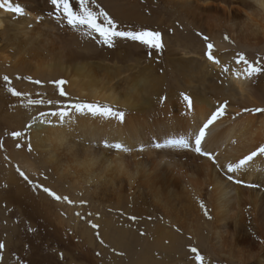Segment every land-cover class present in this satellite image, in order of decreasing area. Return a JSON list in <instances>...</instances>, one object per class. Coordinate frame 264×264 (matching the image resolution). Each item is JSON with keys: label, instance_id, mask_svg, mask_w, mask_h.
<instances>
[{"label": "bare ground", "instance_id": "1", "mask_svg": "<svg viewBox=\"0 0 264 264\" xmlns=\"http://www.w3.org/2000/svg\"><path fill=\"white\" fill-rule=\"evenodd\" d=\"M37 1L40 2V0ZM118 1L120 2V0ZM210 1L214 4L210 5ZM11 2L14 5L18 3L24 9V14L18 15L7 11L6 8L0 9V37L13 27H8L6 32L1 29L2 24L6 25L9 22H3L8 16L17 20L18 26L13 27L15 30L19 29L23 32L22 35L25 36L26 33L28 35V29H32V26L38 23L42 16L33 11L35 10L34 5L19 0ZM42 2L44 1L42 0ZM125 2L127 4V1ZM167 3L177 6L179 12L189 23L198 25L196 27H199L201 33L208 37V42L214 45L213 52L220 61L219 64L207 59L206 46L189 42V44L178 43L176 48H180L183 55L178 58L173 56L176 59L175 69L178 71V78L173 79L174 83L168 84L165 81L164 73H158L152 67H149L148 71H144L146 68H143V70L137 71V74L131 75L132 71L134 72L131 66L130 74L127 72L128 75L120 78L119 82L115 84V79L121 72L123 73L124 67L114 69L110 63L111 68L103 69L105 73L102 76L95 75L93 65L85 62L86 60L77 59V40L73 39L69 44H64L65 47H57L54 44L57 49L48 51V53L46 46L49 43L44 41L43 43L46 44L44 48H46L42 51H46L47 56L41 53L39 56L36 53L34 57L28 53L26 57H29L30 61L38 57L34 60L35 62L28 61L30 64L22 61L26 58L22 57L23 55L16 57L18 61L19 58H23L17 63H14L17 59L13 60V57L10 56L12 59L10 62H14L6 64L7 61L4 60L6 55L2 57V49V51L0 50V55L2 54L0 65L2 61H5L2 66L8 72L24 70L45 85H49L53 80L57 81L59 78H63L65 88L69 93L74 86L79 98L82 96L85 102L80 104L100 105L101 107H111L113 111L124 112V119L120 121L113 117L94 115L87 110L81 112L76 111L74 107L69 109L64 107L66 109H61L68 110L69 114L63 119L58 115L51 114L61 111V109H56L50 114H43L38 120H35L36 122L32 123V121L30 126L31 138L39 139L40 142V139L45 138L50 144V151L54 149L53 146L55 147L56 143L58 148L55 147V149L60 151L59 157L68 156L73 166L82 170L81 181H72L71 186L74 190H78L80 201L90 196L94 201L99 202V209L98 205L96 207L100 212L97 213V218L92 221H89L88 218L85 224L98 225L100 235L107 243L122 248L121 241L129 240L131 235V242L133 240V243L141 244V253L146 254L151 253L154 248L166 251L179 250L182 243L190 238L192 241L197 239L207 249L209 248L215 257L222 258L231 264H257L247 261L246 257H254L255 252L240 248V244H248L240 236L247 229L251 230L254 235H259L260 231L264 230V156L254 158L249 167L232 173L231 175L235 177L234 180L228 179L230 174L227 173L226 167L228 163H235L245 155L256 151L260 146H264V112L255 111L264 109V103L260 102L256 95L257 90L260 89V94L264 97V68L260 67L262 70L251 76L244 75L246 65L236 62L238 56L233 52L234 49H228L227 45L231 42L236 46H249L264 41V0H241L242 11H234L235 9L227 5L230 3L229 0H171ZM121 5H123L122 1ZM47 8L49 7H46V10ZM48 13L49 11H47V16H49ZM50 17L52 19L51 15ZM13 22L14 20L9 23ZM47 24L44 26L48 27ZM39 25L43 26V24ZM60 25L59 29L55 30L63 32V25L61 27ZM50 26L56 28L52 23ZM60 28L62 29L60 30ZM38 29L33 28L32 30L37 31ZM51 29V33L54 32L53 28ZM47 31L50 32V30ZM81 31L75 32L77 34ZM39 32L42 33V29ZM67 33L72 34L73 32ZM35 34L37 36L39 33ZM42 34H44V40L49 42L53 40L52 37V40L49 39L48 32L46 36V33ZM176 34L178 35V33ZM2 38L0 42L5 40ZM8 39L7 42L10 41ZM24 39L26 40V38ZM32 40L29 41L33 43ZM36 40L35 43L38 44L41 39L37 42ZM30 42L28 44L31 45ZM51 43L53 44V42ZM51 43L50 45H52ZM5 44L9 46L11 43L8 42V45L5 42ZM24 46L27 44L24 43ZM50 47L49 49H51ZM172 48L174 49V47ZM28 49L29 52L30 48ZM31 49L33 50V48ZM38 50L41 52V49L38 48ZM173 52L175 51L173 50ZM178 52L177 54H179ZM16 53L19 52L16 51ZM190 53L201 59L184 57V54L189 56ZM192 57L195 58V56ZM169 65L171 66V64ZM2 66L0 67L4 68ZM224 68H227L228 71H224ZM125 69L127 70V67ZM237 73H241V75H237ZM171 77H173L172 73ZM69 93L70 96L71 93ZM185 95L191 98V107L185 101ZM225 101L227 102L225 114L209 127L208 135L203 143L205 150L215 154L216 164L207 156L198 154L192 149L178 148V152H183V154L188 150L194 152L187 161L186 158H182L185 161H181L180 156V161H173L175 158L172 157L171 160L169 156L172 154L166 156L169 158H164L162 153L157 151L161 148H157L155 145H161L163 141L170 138H179L180 136L192 138L211 113ZM246 109L248 111H245ZM156 129L157 137L153 147L150 145L151 147L147 148L146 144L149 143L143 144L146 148L137 146V148H141L140 150H135V145L134 147L128 146L138 139L141 140L146 135H150ZM106 142L109 145L122 143L128 148L131 147V150L125 152L116 150L114 147H106ZM41 145L39 146L41 147ZM165 149L163 151L168 150ZM18 150L16 151L24 149ZM163 154L165 156V153ZM236 179L242 182L236 183ZM124 207L127 208L124 209ZM114 209H123L125 212L131 210L134 214L138 212L143 215L148 212V215H152L156 219L152 223L150 222V225H145L140 234L131 229L127 223L115 220L114 216L110 217L107 214ZM205 211H207V215H205ZM70 216L71 214H69V218ZM71 219L73 218L71 217ZM74 222L78 223L76 218L73 220ZM89 227H86L87 230ZM108 228L112 229L111 233ZM138 239H142V241L139 242Z\"/></svg>", "mask_w": 264, "mask_h": 264}, {"label": "rangeland", "instance_id": "2", "mask_svg": "<svg viewBox=\"0 0 264 264\" xmlns=\"http://www.w3.org/2000/svg\"><path fill=\"white\" fill-rule=\"evenodd\" d=\"M19 1H25L32 6L34 5L35 10L33 11L41 15L43 18L41 17L42 20L39 19L38 23L32 27L35 30L36 28H39L40 30L42 29V33H46L45 36L49 34V39H53L51 41L53 44L48 40H44V34L40 33L39 29L35 31L32 30L33 28H29L28 35L26 33L25 36L24 34L22 35L23 32L19 31V29L18 33L17 29H14L18 26L17 20L8 16L6 17L7 19H5L6 21L4 20L3 22L7 23L8 21L12 22L14 20V25H12L13 23L9 22L6 25L4 23L5 26L2 24L1 29L5 30L6 32L8 27L13 26L14 28H12L14 31L11 30L12 28H10V30L11 33H14H12V35L10 30H7V33H4V36L1 35L0 37V39L3 37L7 44L8 42L9 44L11 43L10 45L8 44L9 46H7L3 40L0 42V50L2 51L3 49L2 57L6 55L4 58V60L7 61L6 64H8L10 60H14V58L17 56L23 55L22 57H26V54L28 56V53H31L29 55H33L34 57L36 53H38L39 56L41 54L47 56L48 51L57 49V47H65L64 44H69L71 40L76 39V52H78L77 59L81 61L86 60L85 62H89L91 65H93L92 67L94 68L93 70L95 75L102 76L105 73L103 69L106 68L112 67L116 69V67H124L123 73L121 72L119 75L120 77L118 76L119 78L117 77L115 79V84H117L120 78L128 75V73L130 74L132 67L134 72L132 71L131 75L137 74V71L143 70V68H146L144 71H148L149 67H152L157 70L158 73H164V76H166L165 81H167L168 84H172L174 83L173 79L176 80L178 78V71L175 69L176 59H174V57L178 58L183 55V52L180 51L181 49L176 48L178 47L177 45L189 42L206 46L207 43H209L208 40L205 41V35L201 33L200 28L196 27L198 26L197 24H194V26L189 23L184 15L179 12L177 6L167 3L171 0H162L163 2L161 0H133V3L132 0H125L127 1V4L123 0H120V2L118 0H94V2L90 3L89 5V7L97 13H99L100 10L108 13V15L116 23L117 30L159 31L162 34L163 42V48L160 51L149 49L138 42L124 38H116L114 45L109 47L101 42H98L99 37L96 33H92V36H89L86 34L87 29L74 30L71 28V26L68 27L66 22L65 25L64 23H58L56 18H54L55 13L54 10L52 11L53 6L51 5L50 0H43L44 2H42V0H40V2L37 0H32L33 4L31 3V0ZM121 1L123 5L120 6ZM117 2L119 3L117 4ZM229 2L230 3L227 5H230L233 9H235L234 11H242L243 5L241 0H229ZM71 3L74 7V10L78 11L79 0H71ZM213 4L211 2L210 5ZM227 5L225 4L224 6L226 7ZM46 7L51 9L47 8L46 10ZM47 11H49V16H47ZM43 15L49 17L50 19L51 15L52 19L50 20L49 18H45ZM102 20L103 18L101 17L100 21L102 22ZM51 23L52 25H55L56 28L53 26L51 27ZM39 24H43V26L47 24L49 26L43 27ZM60 24L65 26H62L63 32L55 30L57 28L59 29L58 26ZM50 27L53 28L54 32L51 33L52 29ZM62 28H60V30ZM47 30H50V32ZM68 30L72 31L73 35L71 33H69V35L67 33L69 32ZM30 31L32 35L30 34ZM32 31L39 34L36 36V34L34 32L33 34ZM45 31H47L48 34ZM75 31H81L80 33L78 32L80 36H78L79 34H76ZM82 32H85V34H82ZM176 33H178V35ZM18 34H20V37ZM29 35L35 36L31 37ZM38 35L41 40L37 38ZM41 37L43 38V41ZM8 38L10 41L7 42L6 40ZM24 38H26L27 41L33 39V43H35L36 39V42L39 40L40 41L38 44H33L29 41L32 45L31 46ZM183 39H185L186 42ZM23 41L25 45L27 44V46H24ZM44 41L45 43L48 42L49 45L50 43L52 44L50 47L47 43V45L51 48L49 49V47L46 46L48 48L47 53H45L46 51H42L46 48H44L46 45L43 43ZM54 44H56L57 47L54 46ZM227 46L228 49H234L233 52H235L237 56L242 54L248 61H250V63L258 62L257 66L264 68V41L256 45L249 46H236L230 42V44ZM172 47H174V49ZM28 48H30V51L32 50L31 48H33L32 51L34 54L32 51L28 52ZM38 48L41 49V52L38 50ZM173 50L175 52H173ZM16 51L19 53H16ZM177 52L179 54H177ZM188 55L189 56L184 54V57L201 59L193 53ZM10 56L13 58L11 59ZM170 56L174 57L171 58ZM192 56H195V58ZM26 58H24L25 60H22L23 58L19 59L25 62L30 61V59H28L29 57ZM37 58L32 59L33 61H30V63L35 62L34 60ZM167 58L170 61H168ZM5 61H2L0 66L4 65ZM19 61L17 59L15 62H13L17 63ZM13 62L11 64H13ZM172 63L174 64V67ZM168 64H171V66L169 65V67ZM126 67L127 70L125 69ZM20 72L21 71L8 72L5 67H0V244L4 245V248L0 249V264H199V262L196 261V253L191 252V248L193 247H195L198 250V253L203 256V264H231L222 260V258L215 257L209 248L207 249V247H205L200 241H197V239L192 241V239L188 238V240L182 243L179 250L171 249V251H166L154 248L151 253L143 254L141 253V244L133 243V240L131 242V235L129 236V240L121 241L122 248H117L113 244L107 243L103 239V237L100 235L99 227L94 229L91 227V225H86V219L89 218L88 220L92 221L94 218H97V213L99 211L96 209V207L98 205L99 209V202L94 201L90 196L80 201V194L78 190H74L72 188V181H81L80 177L82 176V170L73 166L72 161L68 156L64 155L59 157L58 154L60 151L55 149L56 143L55 147L53 146L54 149L50 151V144L47 140H45V138L40 139L42 143L39 141V139L37 140L31 138L32 132L30 128L31 124L36 122L35 120H38L43 114H50V112H53L56 109H66L64 107L69 109L73 105L80 104L81 102L85 101L82 99V96L79 98L77 89L74 86L71 88L70 94L65 88V83L63 85H58L54 83L55 81L53 80L49 83V85H45V83L37 84L34 83V81L37 80L34 79V76L24 72V70L21 73ZM171 73L174 78L171 77ZM5 76L9 78L7 82L4 80ZM60 80L64 81L63 78H59L57 81ZM11 89L24 93L25 95L22 97H17L12 94ZM61 89L65 93L63 96L60 95ZM256 95L260 99V102L264 103V97L261 96L260 89L257 90ZM29 101H33L34 103H29ZM39 101H43V103H39ZM50 101L51 103H49ZM14 132H18L20 135L13 136L12 133ZM156 137L157 129L150 135H146L145 138L141 140L138 139V141H135L128 146L134 147L135 145V150L139 149L137 146H141L142 148H146L147 146V148L151 146L153 147ZM38 141L40 144H42L41 147L44 150L39 146L40 144ZM166 141L167 140L163 141L161 145L163 146ZM43 144L46 146L44 147ZM143 144H146V147ZM31 145H34V148ZM18 147H21L22 150H24L21 151V148ZM160 148L161 149H158L157 151L160 152V154L162 153L164 158H169V156L171 157V160L172 157L175 158L173 161H180V158L181 161H187V159L191 158L189 156H193L194 154V152L191 150H188V152L185 151L183 154V152H178V148ZM165 148L168 150L163 151ZM171 148L173 149L169 150ZM17 149L20 151L18 150L19 152H17ZM37 149L42 150L40 151ZM129 149H131V147ZM163 153H165V156ZM178 153L181 154L179 155ZM17 154L21 155L22 157L18 156ZM169 154H172L173 156ZM167 155L169 156L166 157ZM181 155L184 156L182 157ZM182 158L186 159L184 160ZM30 162L33 166L30 165ZM21 171L28 177V180H25L19 174ZM29 181H31V183H29ZM45 187L51 189L61 197L67 196V202L66 200H63L62 202V199L59 201L43 191V188ZM68 201H71V203ZM66 203L69 205L67 206ZM125 208L127 207H124V209ZM72 211L73 213H71ZM68 213L71 214L70 218ZM107 214L110 217L114 216L113 219L115 220H122L124 223H127L131 229H134V231L140 234L142 233L145 225H150L156 219L154 216L148 215V212H146L144 215L138 212L134 214L131 212V210L125 212L123 209H114L107 212ZM71 217L73 219H71ZM131 217H136L137 220H133ZM75 218L78 221L77 224H75V222L73 223ZM88 226L90 227L87 230L86 227ZM84 228L86 229L85 232ZM108 231L111 233L112 229L108 228ZM97 233H99V235H97ZM240 238L248 242V244H240V248L255 252L254 257H246L247 261L257 264H264L262 263L264 262V230L260 231L259 235H254L251 230L247 229L246 232L240 236ZM101 241H103V243H101ZM137 241L140 242L142 239H138Z\"/></svg>", "mask_w": 264, "mask_h": 264}, {"label": "snow or ice", "instance_id": "3", "mask_svg": "<svg viewBox=\"0 0 264 264\" xmlns=\"http://www.w3.org/2000/svg\"><path fill=\"white\" fill-rule=\"evenodd\" d=\"M51 5L53 6L55 18L58 22L64 23L68 26H71L73 29H87L86 34L92 36V33L98 34L99 40L109 47L114 45L116 38H124L134 42H138L141 45L146 46L149 49H154L160 51L163 48L162 42V34L159 31H151V30H142V31H129V30H117V25L114 20L108 15V13L100 10L99 13L93 11L89 5L94 2V0H79V10H74V7L71 3V0H50ZM14 14L23 15L24 9L17 3L13 4L11 0H3L0 2V9H5ZM103 18L102 22L100 18ZM85 34V33H82ZM205 41L208 40V37H204ZM227 39V37H225ZM207 52L205 55L209 61L213 63L219 64L220 61L214 55L213 49L214 45L212 43H207ZM151 54V53H149ZM236 62L243 63L246 65L244 68V75L251 76L254 73L260 72L262 69L257 66V63H250L244 55L239 54ZM224 71H228L227 68L223 69ZM237 75H241V73H237ZM4 80L7 82L9 78L7 76L4 77ZM34 83H41L40 81H34ZM54 83L58 85H63L65 81H55ZM12 94L17 97H22L25 94L21 92H17L14 89H11ZM65 93L61 89L60 95H64ZM185 101L188 103L189 107H191V98L188 96H184ZM29 103H34L33 101H29ZM39 103H43V101H39ZM51 103V101L49 102ZM72 107L75 108L76 111H84L96 115H104L107 117H113L120 121L124 119V112L121 111H113L111 107H101L100 105H92V104H76ZM227 107V102L225 101L223 104L219 105L214 112L211 113L206 122L199 128L197 133L193 134L192 138L186 136H180L179 138H170L168 139L163 147H173V148H181V149H192L196 153L201 154L203 156H207L214 164L217 163V159L214 153L207 151L203 148V143L205 142L206 136L208 135V129L211 125H213L219 118H221L225 114V109ZM245 111H248L247 109ZM257 112H264V109H256ZM52 115H58L61 119L67 116L68 110H61L58 113H51ZM13 136H19L20 133L14 132ZM106 147H114L116 150L120 151H130L126 145L122 143H116L115 145H109L106 142ZM155 147L160 148L162 145L156 144ZM258 156H264V146H260L256 151H252L248 155H245L243 158L239 159L235 163H228L226 167L229 180H234L235 177L231 175L232 173H236L237 171L247 168L254 161V158ZM25 180H28V177L21 171L19 173ZM236 183H241L242 181L236 179ZM31 183V181H29ZM42 187V186H41ZM43 191L51 195L57 200H68L67 197H61L53 192L49 188H43ZM71 203V201H68ZM201 207H204L201 205ZM79 215V214H78ZM205 215H207V211H205ZM131 219L135 220L136 217H131ZM92 228L97 229L99 226L96 224L91 225ZM99 235V233H97ZM103 243V241H101ZM4 245L0 244V249H3ZM192 253H196V261L199 264H203V256L198 253V250L193 247L191 248Z\"/></svg>", "mask_w": 264, "mask_h": 264}]
</instances>
